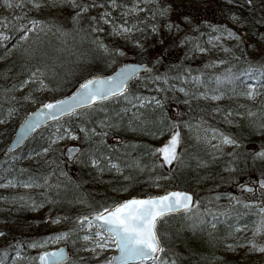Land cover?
I'll return each instance as SVG.
<instances>
[{
    "label": "trees",
    "instance_id": "16d2710c",
    "mask_svg": "<svg viewBox=\"0 0 264 264\" xmlns=\"http://www.w3.org/2000/svg\"><path fill=\"white\" fill-rule=\"evenodd\" d=\"M15 2V0H13ZM131 4L132 0H123ZM186 3L193 4V9H186L181 15L172 10L169 19L181 27V23L176 21L187 16L192 20V26L188 27L189 33L198 32L199 42L202 44L200 33L210 30L208 27L211 20L209 11L205 15L201 11L199 17L195 18L194 10L199 8L200 4L212 2L219 11L224 13V16L229 17L230 11L234 14H242L245 18L243 27L238 28L240 35L244 37L245 43H241L236 47L234 41L231 47L232 51L220 58L217 62H199L198 58L193 57L191 51L183 52V48L187 50L193 47L192 44H182L181 41L185 36L182 33L172 32L168 29L161 28L163 33L154 38L155 44L150 42L151 36L143 37L142 44L144 48L137 49L134 60L136 62H149L151 64L152 72L141 75L140 80L133 81V84L138 85L137 94L143 96H168V100L164 101L163 108H156L154 104L147 105L139 111L132 108L127 113L120 112L122 108L129 107L123 99L116 101H108L103 105L97 107H104L106 112L92 110L91 120L93 122H86L82 118L66 117L60 120V124L65 126L71 125L73 129L81 136L78 140L82 146V150L87 152L89 143L79 133L77 126H86L89 128H100L95 121L105 118V116L112 117V123L117 127L111 129H104L108 135L104 137L105 144L101 146L100 151L104 155L112 157L114 163H119L122 169L121 172L115 170H107L103 172L97 171L91 167L87 162H69L64 156L65 141H61L58 145H54L47 154L43 153V148L48 146L49 138L53 137L57 123H52L40 130L34 135L26 144L10 155L5 154V147L12 138V134L16 126L22 121L28 112L26 101L22 99L27 89H24V94L20 92L18 81L26 78V68L31 67L39 60L45 61L51 68V83L49 84V95L47 98H37L33 96L32 101L36 105L47 100L57 99L70 93L81 81L95 74L111 73L118 64L110 66V60H103L99 55L93 51V46L88 42H81L80 37L71 32L72 27L65 28L60 25L53 17L47 16V10L42 9L41 15L37 18L49 21L56 27L51 32L40 33L39 38L33 35L30 40L17 46L13 49L12 45L16 43L19 33H13L4 29L12 39L7 42L5 47H0V129L4 130L5 137L0 140V184L7 183L8 180H13L15 187L0 188V222H5L12 215H19L20 217H30L34 214L44 215L45 219L53 220L55 217H67L61 219V229L63 232L69 231L77 227L76 221L82 215H89V213L98 210L100 206H110L115 202L123 201L127 196H148L157 193L158 188H163V191L170 188L190 189L193 187L196 193L197 200L200 201V213H205L209 204H214V197L220 194H207L205 198L201 191L206 188L213 187L218 184H223L231 179L234 173L230 176L225 168L228 166V161L231 157L226 154L213 153L201 141L193 139L189 141V135L183 134L187 142L186 152H182V157L185 161L184 165L175 164L171 170L165 168L154 167V158L150 155L151 151L158 148L160 142L164 141L168 136V131L160 122L163 120L165 125L172 122V114L175 108L171 107L174 103L179 111L185 116V120L189 121L192 126H196L201 122V119H209L213 121L216 126L226 133L237 137L243 147L239 150L240 159L237 161L239 168L244 171L250 166L255 168L260 173L264 174V161L253 160L249 161L247 158L241 156L242 151L250 145L264 146V134H261L258 126H253L250 118L247 117V111L251 110L257 113V117L252 118L258 125L260 117L264 116V95L257 97L254 101L246 99L240 95H232L231 92L225 88L227 93L220 101L205 100L203 98L191 99L190 105L185 104L186 97L179 92L180 87H184L190 93L203 92L215 88L214 77L225 73L229 67L233 71L239 72L248 68L249 63L252 66H259L264 64V54L259 53L261 48L264 50V45L261 46L260 34H264V22H260L264 17V10L260 5L264 4L262 0H256L257 7L254 11H249L247 8H237L230 5L227 0H184ZM3 0H0V21L7 19L9 28L17 23H26V21L17 22L16 16L23 15L28 12V9H23L17 13L9 14L3 11ZM4 15V16H3ZM30 16H35V13H29ZM198 16V15H197ZM213 21V20H211ZM56 28L61 31L69 32L68 36H61ZM198 28L199 31H193ZM238 32V31H237ZM163 40V43L160 41ZM153 44V45H152ZM172 44V46H171ZM33 50V56L29 59L24 49ZM178 48V49H177ZM6 49H11L6 52ZM264 52V51H263ZM169 54L168 63H162L160 55ZM181 55L182 57H178ZM176 55V56H175ZM175 56V57H174ZM177 57L179 62H177ZM239 57V59H235ZM162 63L160 67L156 60ZM226 61L225 64H220L219 61ZM210 63L215 64L214 67L206 68L205 65ZM83 64L86 68L83 67ZM176 66H179L178 68ZM159 71V72H158ZM204 74L203 79L207 88L202 85H197L192 82V76H199ZM91 74V75H90ZM152 75H167L168 77H175L180 75L184 77L182 80L170 79L168 84L163 81L153 82L149 79ZM13 84H17V90L8 91ZM243 86L238 88L242 90ZM158 88L164 91H157ZM147 94V95H146ZM16 99L13 100L12 97ZM243 106V107H242ZM220 107L222 109H233L239 113L233 119L231 125L223 122V117L215 113L214 109ZM11 112V114H9ZM120 112L122 118H118L116 113ZM138 116L134 118L133 114ZM213 115V117H212ZM131 121V124L129 123ZM164 135H161V131ZM197 134V132H195ZM116 141H111V137ZM99 137L93 139V145L98 143ZM231 150H226L225 153ZM39 154V155H38ZM216 155L213 160L212 156ZM83 158V157H81ZM203 160L206 162V167H198V162ZM54 161V163H52ZM139 162L141 168L136 167ZM58 165V167H57ZM55 169V176H51L52 170ZM61 170L66 173V176H61ZM167 176L168 179L160 180L159 187L153 183V177ZM32 176L38 179V182L43 184V177H50L49 183L55 184L60 182L58 189H49L48 187H33L26 189L20 186V181H26ZM128 177V179H125ZM170 186V187H169ZM20 197H24L23 200ZM207 197V198H206ZM212 199L211 203L208 200ZM83 200L84 203L78 201ZM55 201V203H52ZM43 203V207L37 210H32V203ZM91 205V207H89ZM231 209L230 217L219 216V223L216 229L211 227L212 217L203 216L207 221L204 224L199 223V219L186 218L185 214L179 213L170 215L166 218V222L158 225L159 233L165 234L163 237L165 246L170 252L175 253L179 259L178 264H239L257 258L260 252L250 250L248 240H255L258 245H264V234L255 235V225L258 222V217L254 215V209H246L242 205L229 206L225 212ZM221 213V212H219ZM237 214L242 216L241 225H247L246 229L233 233L231 236L227 234L228 225L235 223ZM28 219V218H27ZM19 222V221H18ZM195 225V226H194ZM82 236V233H79ZM24 246L21 248L22 259L16 260V264H38V256L44 248H29L27 241L20 240L15 236ZM69 240L73 243H80L76 235ZM11 242V241H10ZM234 245V250H229L226 245ZM75 246H71L74 250L73 257L67 260L66 264H81L79 257L75 254ZM7 252V257L4 253ZM15 246H0V259H3L4 264H13ZM79 255H81L79 253ZM35 258V259H33Z\"/></svg>",
    "mask_w": 264,
    "mask_h": 264
},
{
    "label": "snow or ice",
    "instance_id": "6c2138e0",
    "mask_svg": "<svg viewBox=\"0 0 264 264\" xmlns=\"http://www.w3.org/2000/svg\"><path fill=\"white\" fill-rule=\"evenodd\" d=\"M227 2L240 9L247 8L249 11H254L257 7L256 0H227ZM3 3L4 6L10 9L19 8L23 10L27 6L28 12L15 17L17 22L26 21V23H17L11 28H9L6 18L4 21H0V47H5L7 42L12 39V36L4 29L19 33L16 43L12 45L13 49L17 48V46L22 47L33 35L37 36L38 39L40 33L51 32L56 26L47 20L37 18L41 15V10L64 9L69 5L71 6L70 19L73 25L71 32L79 36L81 42L88 41L93 46V51L99 55V58L106 61L110 60L113 63L118 58L126 56L127 51L122 45H117L114 41L106 43L105 39L102 38V34L104 37H121L125 42L132 40L135 46L142 50L144 45L141 41L133 39L135 33H144L146 28L150 29L153 34L158 33L161 28H167L170 33L180 31V26L169 19L172 12L171 4L167 2L162 4L160 0H132L130 6L123 0H15V2L13 0H3ZM260 7L264 10V4H261ZM114 10H120L119 17L114 15ZM29 13H35L36 15L30 16ZM141 13H145L143 18L140 16ZM147 13H151V15H147ZM229 19L238 27H243L244 25L245 18L242 14L237 15L230 11ZM184 22L186 26H192L191 18L185 16ZM260 22H264V17L261 18ZM141 25H144V27H141ZM208 27L211 29V33L215 34H209L206 43L210 47H204L199 42L200 38L198 36L185 35L181 43L192 44L194 50L200 53L210 52L217 47H220L223 52L229 53L232 49L224 46L226 40L236 41V47H239L241 43H245L243 36L225 24L209 25ZM56 31L65 37L70 34L69 32L61 31L60 28H56ZM193 31H199V29L194 28ZM203 35L204 33H200V36ZM260 39L264 40V34H260ZM160 42L163 43V40ZM10 51L11 49H6V52ZM24 51L31 59L34 54L33 50L25 48ZM235 59L238 60L239 57ZM156 63H159V59L156 60ZM219 63L225 64L226 61L220 60ZM214 66L215 64L213 63L205 65L206 68ZM140 67L136 63L123 64L112 75L90 74L91 78L84 79L82 83H79L73 95L55 102H41L40 107L32 113L34 119L25 122L26 131H32L39 127L44 119L50 118L57 123L53 137L49 138L48 146L42 150L44 154H47L54 145H58L61 141H77L81 139V136L77 134L71 125L60 124L61 117H76L77 119L82 118L86 122H93L91 120L92 110L106 112L104 107L98 108V105L121 99L131 106V108H122L120 112L123 113H127L132 108L139 111V109L151 104H154L156 108L162 109L163 103L159 98L155 96L149 98L132 90V82L141 78ZM176 67L178 68L179 66ZM145 71L151 73L152 69L146 68ZM26 73V78L18 81L19 89H27L22 96L24 101L31 100L35 93H43L50 90L49 84L51 83L52 70L45 61L39 60L31 67H27ZM203 76L204 74L201 73L199 76H192L191 80L195 84L207 88ZM149 79L153 82L163 81L164 84H168L170 79L182 80L184 77L180 75L175 77L152 75ZM214 83L216 85L215 88L199 92L198 95L197 93H190L184 87H180L178 91L184 94L186 97L184 103L188 105H190L188 97L191 99H210L218 102L227 94L224 91L225 88L232 95H240L254 101L257 97L264 95V64L252 66L249 63L247 69L239 72H235L232 67H229L224 74L214 77ZM240 86H243L242 90L238 91ZM13 90H17V84H13L11 89H6L5 91ZM157 91H164V89L158 88ZM12 99L15 100L16 97L13 96ZM214 111L220 114L223 117V122L228 125L233 123L234 117L241 115V113L231 108L222 109L217 107ZM120 112L116 113L118 118H122ZM246 115L250 118L253 126H258L261 134H264V116L260 117V122L257 125L256 121L252 119L257 117L256 112L249 110ZM133 116L138 119L135 113ZM94 123L100 128V131H97V127L89 128L86 124L85 126H77L79 133L83 134V139L89 143V149L84 152L81 149L69 148L67 152L69 158L79 163L87 162L99 172L105 171L106 168L109 171L121 172L120 164L114 163L111 156L104 155L100 151L101 146L105 144L103 138L108 135V132L104 131V129H111L117 127V125L113 124L112 117L107 115L104 119ZM129 123L131 124V121ZM160 123L167 129L168 136L161 147L152 150L150 153L154 158V167L164 168L173 164L184 165L185 161L179 150L184 143L182 128L191 130L192 124L189 121H172L165 125L163 120ZM204 123V121H201L196 126L197 140L201 141L208 149H211L213 153L226 154L231 157V160L228 161V166L225 168V171L230 176L234 173H242L243 170L239 168L237 163L240 159L239 150L243 147L240 140L229 133L221 131L219 128L204 127ZM161 135H164L163 130ZM95 137L100 139L98 143L93 145L92 142ZM22 138L23 135L21 136ZM229 147L232 151L225 153V149ZM216 158V155L212 156L213 160ZM252 159L264 161V146H261L259 151L252 153ZM197 166L206 167L207 165L205 161L200 160ZM136 167L141 168L139 162L136 163ZM141 170L143 169L141 168ZM50 175L55 176V169L52 170ZM60 175L66 176L67 174L61 170ZM49 179L50 177H43V184H41L37 178L30 176L28 180L20 181L19 184L26 189L44 186L49 189H58L60 187L59 181L55 184H50ZM125 179H128V177H125ZM166 179H168L167 176H156L153 177V183L156 187H159V181ZM233 182H236V178H233ZM257 184L261 195L264 196V178L258 179ZM15 186L16 184L13 180L0 184V188ZM239 187L242 192L254 193L256 191V189L244 183H240ZM20 199L23 200L24 197H20ZM214 199L218 200L220 196L217 195ZM229 200H235L236 205H242L249 210L255 208L256 211L253 214L259 219L255 225L254 236L264 234V199L258 202L245 203L229 195ZM78 202L84 203L83 200ZM211 202L212 199H209L208 203ZM52 203H55V201H52ZM31 207L35 211L39 207H43V203L36 204L33 202ZM200 207L201 205L194 199V195L187 191H167L161 195H148L143 198L132 197L115 202L110 206H100L98 210L89 213V215L79 217L76 221L77 227L66 232H60L43 241H32L27 244V247L44 248L49 242L58 243L76 235L85 242L84 251L90 252L91 258L100 261L101 264H178L179 257L175 253L170 252L165 246L164 240L158 231V225L165 223L166 218L171 214L183 213L188 219L196 217L199 219L200 224L207 222L203 216H211V227L216 229L217 223H219V216L230 217L231 209L229 212L218 214L207 209L205 213L197 215ZM61 219L66 220L67 217H55L52 223L58 224ZM241 220L242 216L237 214L235 217L236 222L228 225L227 234L229 236L246 229L247 225H241ZM79 233L84 234L80 236ZM3 236H5V233L0 231V237ZM73 243H75V240H73ZM247 244L250 245V250L264 253V245H258L255 240H248ZM23 246L24 244L20 242L16 244V256L13 258V264H16V260L22 259L20 250ZM226 247L229 250H234L235 246L227 244ZM110 251L112 254L109 255ZM4 256L7 257V252L4 253ZM101 257H103L102 261ZM38 260L39 264H66L67 258L64 249L60 248L57 251H42ZM0 264H4L3 259H0Z\"/></svg>",
    "mask_w": 264,
    "mask_h": 264
},
{
    "label": "rangeland",
    "instance_id": "374dc122",
    "mask_svg": "<svg viewBox=\"0 0 264 264\" xmlns=\"http://www.w3.org/2000/svg\"><path fill=\"white\" fill-rule=\"evenodd\" d=\"M160 2L162 4L165 2L170 3L172 6V10H174V12L175 11L178 12L180 14V16L186 15V13H184L186 9L192 10L194 7L193 4L186 3V2H184V0H160ZM262 2L264 3V0H262ZM130 5L131 4H129V6ZM24 9H28V7L26 6ZM2 10L7 11L9 14L17 13V12L21 11V9H19V8H11L10 9L7 7H5ZM201 11H204L205 15L209 11L210 18H211V20H213V21H211L210 19H208V22H210V25L225 24L228 27L232 28L234 31H238V34H240L239 29H238L240 27H238L237 25H234L232 23V21L229 19V17L224 16V13L219 11L214 3L206 2V3L200 4L199 8L194 10V14L196 15L195 18L199 17ZM47 12H48L47 16L53 17L60 25L64 26L65 28H70L73 26L71 19H70V14H71V6L70 5L64 9H48ZM114 15L119 17L120 10H114ZM147 15H151V13H147ZM140 16L143 18L145 16V13H141ZM132 19H134V18H132ZM181 20L182 19H178V18L176 20V21H179L181 23L180 31H178L179 33H182L184 35H189V36H198V32H196V33L193 32V34H190L188 27L185 24H183V21H181ZM141 27H144V25H141ZM160 33H163L162 29L158 33L153 34L150 29L146 28L144 33H135L133 36V39H139L142 43L143 40H141V39L143 37H145L147 35H154L153 38L151 36V39H153V40H151L150 42L155 44L156 41H159V40H157V39L155 40L154 38H157L156 36L160 35ZM201 33H204V35L201 36L202 45L206 48L210 47V45H208L206 43L208 38H209V34H212V35H215V34L211 33V29L207 30V31H203ZM102 38L105 39L106 43H110V42L114 41L117 45H122L124 47V49L127 51V55L124 57L118 58L115 63H113L111 61V63H110L111 67L114 64H118L117 65V67H118L119 65H121L124 62L135 61L134 57H135V53H136L138 48L135 46V44L133 43L132 40L125 42V40L121 37H104L103 34H102ZM260 42H261V46L264 45V40H261ZM233 44H234V40H226L224 42V46L229 47V48H231L233 46ZM171 46H172V44H171ZM187 51L188 52L191 51L193 53V57L198 58L199 62H204V60H205L208 63L212 62V61L217 62L220 58H223L226 54H229V53L223 52L220 49V47L212 49L210 52H207V53H200L198 51H195L193 47L189 48V50H187V48L184 47L183 52L187 53ZM263 51L264 50H262L261 48L258 50L259 53L262 52V54H264ZM177 56L182 57L181 55H178V54H177ZM167 57H169V54H166V56L163 54L160 55V58H162V63H168ZM178 57H177V62H179V60H180V59H178ZM162 63L159 62L160 67H162ZM83 67L86 68L84 64H83ZM131 88L133 91H138V85L137 84H133L131 86ZM24 92H25V90L23 89L20 93L24 94ZM48 93H49V91L43 92V93H35L34 95H36L37 98H45V97L47 98V96L49 95ZM139 95H141V94H139ZM151 97H153V96H149V98H151ZM155 97L159 98L162 101V103H164V101L168 100L167 95L155 96ZM26 106H27L26 107L27 110L30 111V110L36 108L37 105L31 99L29 101H26ZM171 107L175 108L174 114H172V120L173 121H186L185 116L179 111V109H177V107L174 103H172ZM215 114H216V112L213 113V115H215ZM213 115H212V117H213ZM201 121L205 122L204 127L211 126V127L218 128L216 126V124L209 119H204V120L201 119ZM196 126L192 127L191 130H189L188 128H182L183 134L187 133L189 135V141L190 142H192L193 139L196 141V139H195L197 136V134H195V132H197ZM5 134L6 133L4 132V130L0 129V140H2L5 137ZM82 137H83V135H82ZM113 140L116 142L119 141V140L118 141L115 140L112 136L111 141H113ZM162 142H160V144ZM73 144H80V143L78 142V140L77 141L66 140L65 144H64V149L66 147H68L69 145H73ZM186 145H187V142H186L185 137H184L183 147L181 148V151L183 153L186 152ZM260 147H261L260 145H255V144L250 145L245 150L242 151L241 156L247 158V160L249 161L250 159H252V153H254L255 151H259ZM226 150H231V148L230 147L226 148ZM233 178H236L235 183L233 182ZM260 178H264V174L260 173L255 168L250 166L249 169L240 173V175H237V174L232 175L231 179L226 181L225 183L206 188L205 190L201 191L202 196H204L203 198H205V196L207 194H210V195L211 194H213V195L214 194H220L223 196V198L220 197V199L215 200L214 204H209L207 206V209H210L212 212L217 213V214L219 212H225V210L228 209L229 206L235 205V200L230 201L229 195H231L232 197H235L237 199H240V200L244 201L245 203L258 202L259 200L264 199V196L261 195V192H260V190L258 188V184H257V180ZM240 183H244L246 185L254 186L256 191L254 193H248L246 191L242 192L240 187H239ZM190 189L192 191H194L193 187H191ZM162 191H163V188L157 189V193H160ZM128 196H130V194ZM197 202L200 203V201H198V200H197ZM253 209L256 211L255 208H253ZM200 212L201 211H199V213ZM10 218L11 219H8L5 222H0V231H3L5 233V236L0 237V246H16V244L20 241H17L15 236L17 238H19L20 240H25V241H27V243H30L32 241H43L49 237L55 236L56 234H58L60 232H63V229H61L62 226L60 223L54 224V223H52V219H50V218L45 219L44 215H39L37 213L30 216V217H20L19 215L15 214V215H12ZM158 231H159V229H158ZM82 234H84V233H82ZM160 235H161L162 239H163V237H165V234H163V233ZM12 236H14L15 240L13 239ZM64 244H67L69 246L71 257H73V253H74V250H71V246H75L74 247L75 254L77 256H81V257H79L81 264H101L100 261H96V260H93L91 258L90 252L84 251L85 242L83 240H81L80 243H72L69 239L61 240L58 243L49 242L44 247V249L57 248V247L62 246ZM79 253L81 255H79ZM108 254L109 255L112 254L111 251ZM259 255L260 256H258L257 258H253L252 260L246 261L244 263H239V264H264V253H259ZM14 256H16V253L14 254ZM102 260H103V257H101V261ZM224 264H226V263H224Z\"/></svg>",
    "mask_w": 264,
    "mask_h": 264
},
{
    "label": "water",
    "instance_id": "95a60500",
    "mask_svg": "<svg viewBox=\"0 0 264 264\" xmlns=\"http://www.w3.org/2000/svg\"><path fill=\"white\" fill-rule=\"evenodd\" d=\"M133 63L139 64V65L141 66V67L139 68L140 75H141L142 73H145V72H146V71H145L146 68H151L150 64L147 63V62H125V63H123V64H133ZM123 64H122V65H123ZM122 65H120L116 70H118ZM116 70H115V71H116ZM115 71H114V72H115ZM114 72H113V73H114ZM113 73H111V74H109V75H112ZM104 76H107V75H104ZM90 78H91V77H90ZM81 83H82V82H81ZM78 86H79V85H78ZM78 86H77V87H76L71 93H69L68 95H66V96H64V97H62V98H59V99L49 100V101H47V102H45V103H48V102H55L56 100H61V99H66L67 97H69V96H71V95H73V94L75 93V91H76V89L78 88ZM39 107H40V105L37 106L36 108L30 110V111L25 115V117L23 118V120L17 125V127H16V129H15V132H14L12 138H11L10 142L8 143L6 149H5V154H6V155L12 154L13 152H15L16 150H18L19 148H21V147H22V146H23V145H24L29 139H31V138H32V137H33V136H34L39 130H41L42 128L48 126L49 124L55 122V121H52L50 118H49V119H44V120L41 121L39 127H36V128H35L34 130H32V131H26V129H25V122L34 119V117L32 116V113H33L36 109H38ZM65 117H68V116L61 117L60 120L63 119V118H65ZM22 135H23V138L21 139V136H22ZM161 146H162V144H161L159 147H161ZM69 148H77V149H81V146H80V145H69V146L65 149V151H64L65 157L67 158V160H68L69 162H73V160L70 159L69 156H68V154H67ZM179 150L181 151V149H179ZM173 165H174V164H173ZM173 165L165 166V168L168 169V170H170V169L173 167ZM260 179H261V178H260ZM247 186H249V187H253V188L255 189L254 186H250V185H247ZM167 191H187V192H189L190 194H193V195H194V199L196 200V195H195V193H194L192 190H188V189H180V188H172V189L167 190ZM167 191H164V192L159 193V194H156V195L164 194V193L167 192ZM132 197L143 198V197H145V196H131V197L127 198V199H130V198H132ZM174 214H176V213H174ZM60 248H63V249H64L65 256H66V258H67V260H68V258H69V247H68V245H66V244H65V245H62V246H59V247H57V248L46 249V250H44V251H49V252H51V251H57V250H59ZM67 260H66V261H67ZM38 262H39V260H38Z\"/></svg>",
    "mask_w": 264,
    "mask_h": 264
}]
</instances>
